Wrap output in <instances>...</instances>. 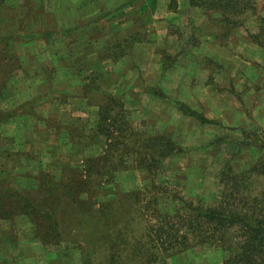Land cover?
Instances as JSON below:
<instances>
[{"label": "rangeland", "instance_id": "1", "mask_svg": "<svg viewBox=\"0 0 264 264\" xmlns=\"http://www.w3.org/2000/svg\"><path fill=\"white\" fill-rule=\"evenodd\" d=\"M94 1L102 9H92L93 24H85L81 6L0 0L1 188L10 189L12 181L26 185L30 179L24 172L39 168L59 178L69 167L103 154L108 146L96 132L97 107L104 101L102 93L113 92L126 104V117H119L126 119V134L124 141L118 138L116 157L109 161L123 157L125 162L111 180H106L109 174L89 178V194L81 197L95 200L97 208L109 204L102 208L103 236L122 228L127 241L115 247L101 241L96 264H223V244L196 239L184 250L155 258L145 233L162 224L160 215L165 222L167 215L183 209L176 196L205 204L219 200L224 167L243 171L260 166L264 171V0H242L246 10L226 16L190 0H163L174 14L164 5L152 13L137 10L146 7L142 0H109L120 1L114 9H106L105 0ZM126 19L131 23L128 35L118 39L116 23ZM28 35L37 37L25 41ZM137 36L146 41L135 42ZM125 39L131 42L129 49L115 47ZM72 64L76 75L69 69ZM81 95L89 96V111L78 100ZM178 102L213 122L188 115ZM157 135L184 151L167 159L158 173L136 163L129 166L128 160L135 159L130 154L146 146L143 139ZM256 178L264 183V173ZM72 210L71 230L63 228L65 239L59 243L38 241L27 216L0 219V264H85L92 225ZM89 219L92 224L99 220Z\"/></svg>", "mask_w": 264, "mask_h": 264}, {"label": "trees", "instance_id": "2", "mask_svg": "<svg viewBox=\"0 0 264 264\" xmlns=\"http://www.w3.org/2000/svg\"><path fill=\"white\" fill-rule=\"evenodd\" d=\"M190 3L212 12L218 11L223 15L231 10L239 13L240 10L245 11L247 8V3L242 0H190ZM35 37L37 36L28 35L23 39L29 41ZM136 39L135 42L146 41L142 36H137ZM130 45L131 42L125 39L123 42H118L115 47L129 49ZM96 89L100 90L99 84ZM102 95L104 101L98 105L96 132L99 136H104L107 142L108 148L103 154L86 158L80 167H69L65 175L62 172L59 174V178L39 168L37 172H24L22 176L30 179L28 183L26 180V185L23 182L12 181L8 190H4L0 185V219L12 220L17 215L27 216L34 225V237L44 244L64 241L63 228L70 229L68 228L71 215L69 209L72 210V205L75 204V209L72 210L74 216L81 213L88 218L85 224L92 225L90 229L87 228L89 248L88 257L84 259L85 264H96L97 260L100 262L99 243L101 241L106 240V244H112V247H115L119 241H127L126 232L122 228H119L116 233H107L103 236L105 226L102 208L109 204L102 203L101 207L97 208L95 200L90 197L88 199L81 197L82 193L89 194L90 184L87 182L89 178L92 181L93 175L97 174L100 178L109 174L112 176L106 180H111L114 178L113 173L118 171L125 162L123 157L110 162L109 157H116L117 145H120L121 138L123 141L125 139L126 119L123 122L120 119L126 117V104L113 92H104ZM178 105L185 113L203 123L213 122L184 103L178 102ZM115 109L119 111L120 116H113ZM1 121H3L2 118H0ZM121 130L123 135L115 136V132ZM143 142H146L144 148L139 146L140 150L136 154H130L134 155L135 159L132 162L128 160L129 166L136 163L141 168L154 172L162 171L167 159L184 151L181 146L164 135L144 138ZM107 151H113V153ZM26 155L32 158V154L26 153ZM262 173L264 171L260 170V166H253L243 171L224 167L220 172V181L224 189L221 192V198L213 203L194 202L176 196V199L183 204V209L176 211V214L167 215L165 222L160 215L162 224L158 222L156 228L153 226L150 230L147 228L145 233L148 241L152 242L151 247L155 258H157L156 255L184 250L191 246L190 240L196 239L199 243L220 242L223 244L227 252L223 264H264V183L259 184L256 178ZM3 183L8 184L5 180ZM94 184L95 182L91 184V187L95 186ZM155 188L156 185L153 189ZM160 192V189L155 190V193ZM137 198L139 195L135 196V199ZM78 216L81 219V216ZM93 217L99 220L92 224L89 218L93 221ZM80 224V220L76 221L74 229L77 230ZM111 258H113L112 254Z\"/></svg>", "mask_w": 264, "mask_h": 264}, {"label": "crops", "instance_id": "3", "mask_svg": "<svg viewBox=\"0 0 264 264\" xmlns=\"http://www.w3.org/2000/svg\"><path fill=\"white\" fill-rule=\"evenodd\" d=\"M61 1V3H60ZM101 3H103V0H100ZM108 2V5H106V9H114V8H117V7H120V6H117L119 5L120 1L119 2H115V3H112L110 4L109 0H105ZM142 2H144L146 4V7H143L141 5H139L137 7V10H141V9H148L147 10V13H152L153 10H156L160 7H163L164 5V9L167 10L168 12H170V14H174L173 13V9L170 8V6H168V2H164L163 3V0H142ZM57 3H59L58 5L59 6H64V7H68V8H77L78 6H81V11H83V15H82V22L83 23H87L89 22V24H93V19L95 16L93 14V11L92 9H96V8H101V7H98L97 4H95V1L94 0H57ZM110 7H113V8H110ZM102 9V8H101ZM179 9V7H178ZM102 19L98 22V23H102ZM117 25V29H118V39H123V38H126L127 35H128V30L131 26V23L128 22V19H126L125 21L123 22H120V23H116ZM81 26H86V25H81ZM115 26V27H116ZM119 29H120V32H119ZM105 33H107V31L105 30ZM108 33H110V37L112 35L111 31H108ZM106 35V34H105ZM109 38V36H107ZM136 47V46H135ZM67 61L69 62V58H67ZM74 63V62H73ZM70 71L72 73H75L76 75V69L75 67L72 65H70L69 67ZM41 70V73H44V69L43 68H40ZM59 71H63V68L61 67L59 69ZM70 71H68V73H70ZM79 98L78 100H83L84 102V105H86V108L87 106L90 107V104L88 103V98H86L84 95H81V97H77ZM74 101L73 99H69V101ZM52 100L51 101H47V104H52ZM46 104V103H45ZM80 107L83 108V105L80 104ZM98 110H97V115H98V111H99V107H97ZM96 108V109H97ZM86 111H89L88 108ZM96 111V110H95Z\"/></svg>", "mask_w": 264, "mask_h": 264}]
</instances>
